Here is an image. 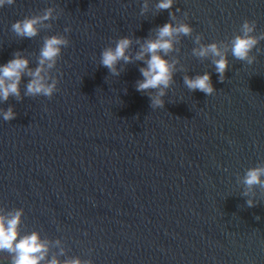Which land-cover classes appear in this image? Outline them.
<instances>
[{
	"label": "water",
	"instance_id": "water-1",
	"mask_svg": "<svg viewBox=\"0 0 264 264\" xmlns=\"http://www.w3.org/2000/svg\"><path fill=\"white\" fill-rule=\"evenodd\" d=\"M143 2L15 0L0 8V65L19 51L34 68L45 36L70 40L52 70L59 90L50 99L24 96L25 76L21 100L0 101L16 112L11 121L0 116V211L24 210L21 235L36 231L48 242L41 264L54 256L61 264H264V190L246 197L239 182L264 163V53L253 50L251 65L229 54L223 83L210 58L191 54L196 34L205 44L230 39L245 19L256 21L255 34L264 31V0H175L159 12L158 0H147L141 15ZM47 7L59 13L51 29L35 38L11 31ZM176 8L194 32L168 57L184 71L164 108L151 109L135 88L143 62L123 65L116 77L100 54L122 36L132 37L134 53L135 40L155 38ZM205 71L211 96L183 83ZM10 261L0 252V264Z\"/></svg>",
	"mask_w": 264,
	"mask_h": 264
},
{
	"label": "clouds",
	"instance_id": "clouds-1",
	"mask_svg": "<svg viewBox=\"0 0 264 264\" xmlns=\"http://www.w3.org/2000/svg\"><path fill=\"white\" fill-rule=\"evenodd\" d=\"M15 0H0V8L5 5H13ZM175 0H158L155 4L157 12L173 9ZM148 10L147 0H144L141 7V15ZM169 11V22L159 26L155 32V38L149 37L141 41L136 39L135 43L139 46L133 53L131 51L133 39L129 36H122L115 40L114 47H105L100 54V65L106 67L112 76L118 77L124 71L123 65L135 61L143 62L139 72L142 79L137 80L135 88L138 92L144 93L149 97L151 109L164 108V97L167 90L175 82L173 77L180 70L184 71L183 66L177 69L179 60L168 57L173 52H178L175 45L179 43V38L191 37L193 27L185 22L187 13L181 20L177 18V12ZM59 18V13L55 7H47L40 13H34L17 20L11 25V31L20 38H35L42 29H51L53 27L50 21ZM257 24L255 20L245 19L230 39L221 40L212 43H202L203 35L196 34L191 54L200 60L209 59L218 74L219 82L223 83L226 79L225 73L229 69V54L238 61L253 64L257 56L256 53H264V49L257 47L261 41H264V31L256 33ZM65 33L71 32V27L64 29ZM70 40L67 36L55 34L45 36L43 44L37 57V65L30 67L31 61L23 53L17 51L13 58L7 63L0 65V101H8L9 97H14L17 101L22 99L21 82L23 77H28L24 96L36 97L45 96L49 99L59 89L57 87L59 80L52 75V70L56 68L57 62L61 56L62 49L68 47ZM121 62L123 64L121 65ZM118 65H121L119 68ZM183 83L191 91L203 92L206 96H211L216 92L213 87L211 74L205 71L202 75L197 74L194 77L184 75ZM0 116L4 121H11L16 117V112L12 106L6 110L0 109ZM239 179V178H238ZM244 186L243 196L254 195V189L264 190V163H259L254 167L248 168L242 180H239ZM248 207H254L257 201L249 198L246 201ZM24 210L22 208L13 209L5 214L0 211V252L9 254L10 264H41L49 251L48 242L41 240L39 233L33 231L31 234L21 235L20 225ZM260 219L259 216L256 217ZM56 243H59L57 241ZM63 254V250L61 251ZM48 264H61L54 256ZM63 264H93L91 259L82 261L79 258L68 259Z\"/></svg>",
	"mask_w": 264,
	"mask_h": 264
}]
</instances>
